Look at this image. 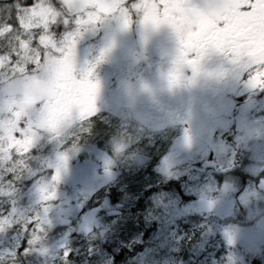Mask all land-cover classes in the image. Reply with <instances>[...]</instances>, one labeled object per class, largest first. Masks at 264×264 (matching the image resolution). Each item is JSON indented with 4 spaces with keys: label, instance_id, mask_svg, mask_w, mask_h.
I'll return each mask as SVG.
<instances>
[{
    "label": "rangeland",
    "instance_id": "rangeland-1",
    "mask_svg": "<svg viewBox=\"0 0 264 264\" xmlns=\"http://www.w3.org/2000/svg\"><path fill=\"white\" fill-rule=\"evenodd\" d=\"M0 6L11 10L14 4ZM88 37L82 34L76 40L75 66L80 70L95 65L97 111L80 117H89L83 129L71 113H65L60 117L59 135L47 128L38 133L28 156L36 159L35 164L16 182L13 198L0 196V211L10 207L12 199L21 211H39L42 233L22 254L17 253L12 233H0V264H114L125 254L130 257L123 264H264V254H258L264 251V194L257 186V179H264V143L258 141L249 148L255 163L245 167L250 172L247 176L255 178H247L253 186L230 181L242 166L235 162L239 152L264 131V105L254 106L248 116L258 127L244 126L246 115L233 116L237 117L234 144H225L218 154L220 162L214 159L216 166L228 169L230 173L219 175L229 181L217 182L215 174L200 181L194 172L189 173L194 157L186 151L192 145L201 154L202 133L212 134L215 123L211 121L220 118L215 109L227 105L195 108L180 131L156 129L134 109V93L141 92L144 73L138 61L144 55H132L131 40L124 34L114 33L95 43ZM102 51L105 55L100 60ZM132 119L138 125L135 132ZM215 139L209 136L207 146L216 156ZM105 168L118 173V180L108 188L95 179ZM57 169L59 180L52 182ZM31 184L36 185L35 198L24 193ZM42 184L54 191L53 199H40ZM200 198L216 203L211 216L197 213L195 203Z\"/></svg>",
    "mask_w": 264,
    "mask_h": 264
},
{
    "label": "snow or ice",
    "instance_id": "snow-or-ice-1",
    "mask_svg": "<svg viewBox=\"0 0 264 264\" xmlns=\"http://www.w3.org/2000/svg\"><path fill=\"white\" fill-rule=\"evenodd\" d=\"M133 16L175 32L180 47L170 86L178 82L183 66L196 73L202 56L215 49L247 75L249 87L264 89V0H14L11 10L0 6V196H15L41 130L59 135L65 113L83 129L89 117H80L97 111L95 65L77 70L76 40L109 18H119L127 28ZM61 24L75 27L61 38L56 33ZM59 175L57 169L51 181ZM38 191L42 201L54 198L47 185ZM30 224L35 227L28 243L35 244L43 229L39 211H21L14 199L0 211V233L17 226L27 232Z\"/></svg>",
    "mask_w": 264,
    "mask_h": 264
},
{
    "label": "flooded vegetation",
    "instance_id": "flooded-vegetation-1",
    "mask_svg": "<svg viewBox=\"0 0 264 264\" xmlns=\"http://www.w3.org/2000/svg\"><path fill=\"white\" fill-rule=\"evenodd\" d=\"M201 2V0H196ZM12 5L14 0H0V4ZM140 16H133L127 28L122 26L119 18H109L103 23L90 26L88 40L91 43L100 41L102 37H110L111 34H124L131 40V53L134 57L144 55L138 61V68L144 73L142 77L141 92L134 93L140 116L156 129L173 132L180 131L188 125L189 115L195 108L218 104L224 107L215 109L219 119H213L211 123L219 124L228 116L227 110L232 107L234 115H250L254 106L264 105V89L249 87L246 83L247 75L240 68L230 62V58L215 49H209L201 58L199 68L193 73L191 66L185 65L179 73L178 82L169 84V74L176 68V59L179 53V42L172 28L167 25L154 27L141 22ZM112 22L114 26H109ZM107 24V25H106ZM62 26V24L60 25ZM75 25H68L61 29L57 27L59 35L72 31ZM99 45L96 43L95 45ZM94 45V46H95ZM264 114V110L262 111ZM215 117V116H212ZM240 118V117H238ZM237 119V117H236ZM231 121H235L233 114ZM133 131H136L137 122L130 120ZM195 126L197 122H192ZM264 141V131L261 133ZM195 140L196 133L193 134ZM196 141V140H195ZM197 142V141H196ZM190 157H194L193 172L197 173L199 160H204V154H197L196 148L189 147ZM196 154V156H194ZM209 155L206 156V159ZM254 156L249 147L244 146L236 157L235 162L242 164V173L247 176L249 172L245 164H251ZM35 158L27 159L28 170L35 164ZM205 167L208 164H204ZM234 166V165H233ZM250 173V172H249ZM19 186V183H17ZM25 191V190H24Z\"/></svg>",
    "mask_w": 264,
    "mask_h": 264
},
{
    "label": "trees",
    "instance_id": "trees-1",
    "mask_svg": "<svg viewBox=\"0 0 264 264\" xmlns=\"http://www.w3.org/2000/svg\"><path fill=\"white\" fill-rule=\"evenodd\" d=\"M35 171L37 173L41 172V169L39 167H37L35 169ZM35 186L34 184L29 185L26 190L24 191V193H27L30 197L35 198ZM118 198V196H116V199ZM115 198H113V201L116 200ZM17 206V204H16ZM21 223H23V219L21 220ZM31 225H28V231L24 232L22 231L21 227L19 232H17L18 226L12 229H8L6 232L8 233H12L16 239L14 240V246L17 249V253L18 254H22V251H24L25 249L29 248L31 246V244L28 243L29 241V237L31 235ZM5 227H7V225H4ZM13 236V237H14ZM27 243V244H26ZM130 257L129 254H125L123 255V257L119 258V260H114V264H123L127 261V259Z\"/></svg>",
    "mask_w": 264,
    "mask_h": 264
},
{
    "label": "water",
    "instance_id": "water-1",
    "mask_svg": "<svg viewBox=\"0 0 264 264\" xmlns=\"http://www.w3.org/2000/svg\"><path fill=\"white\" fill-rule=\"evenodd\" d=\"M116 178H117L116 172L109 169L103 170L102 175L98 177V179L104 186L115 181ZM260 187L264 191V181L260 183ZM197 209L200 213L210 214L215 210V204L213 202L202 199L197 202Z\"/></svg>",
    "mask_w": 264,
    "mask_h": 264
},
{
    "label": "clouds",
    "instance_id": "clouds-1",
    "mask_svg": "<svg viewBox=\"0 0 264 264\" xmlns=\"http://www.w3.org/2000/svg\"><path fill=\"white\" fill-rule=\"evenodd\" d=\"M41 79H46V74L45 73H41Z\"/></svg>",
    "mask_w": 264,
    "mask_h": 264
}]
</instances>
